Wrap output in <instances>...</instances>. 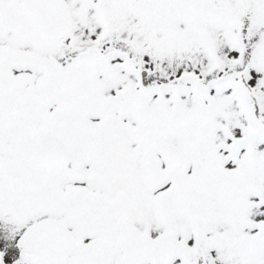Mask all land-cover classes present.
Wrapping results in <instances>:
<instances>
[{
	"label": "snow or ice",
	"instance_id": "obj_1",
	"mask_svg": "<svg viewBox=\"0 0 264 264\" xmlns=\"http://www.w3.org/2000/svg\"><path fill=\"white\" fill-rule=\"evenodd\" d=\"M0 264H264V0H0Z\"/></svg>",
	"mask_w": 264,
	"mask_h": 264
}]
</instances>
